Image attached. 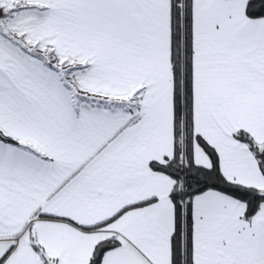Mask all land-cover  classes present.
Returning a JSON list of instances; mask_svg holds the SVG:
<instances>
[{"label":"snow or ice","instance_id":"snow-or-ice-1","mask_svg":"<svg viewBox=\"0 0 264 264\" xmlns=\"http://www.w3.org/2000/svg\"><path fill=\"white\" fill-rule=\"evenodd\" d=\"M0 264H264V0H0Z\"/></svg>","mask_w":264,"mask_h":264}]
</instances>
